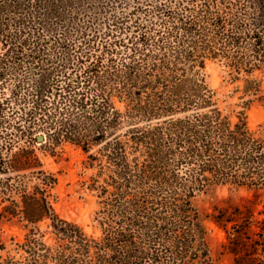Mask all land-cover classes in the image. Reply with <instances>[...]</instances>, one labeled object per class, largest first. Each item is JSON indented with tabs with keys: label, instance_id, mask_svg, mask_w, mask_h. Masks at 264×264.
I'll use <instances>...</instances> for the list:
<instances>
[{
	"label": "trees",
	"instance_id": "16d2710c",
	"mask_svg": "<svg viewBox=\"0 0 264 264\" xmlns=\"http://www.w3.org/2000/svg\"><path fill=\"white\" fill-rule=\"evenodd\" d=\"M209 59L260 92L264 0H0V221L27 229L0 264H215L194 198L264 190V123L222 113L200 75ZM64 142L96 148L98 236L50 199L57 178L33 146ZM210 217L233 264H264L263 210Z\"/></svg>",
	"mask_w": 264,
	"mask_h": 264
},
{
	"label": "rangeland",
	"instance_id": "374dc122",
	"mask_svg": "<svg viewBox=\"0 0 264 264\" xmlns=\"http://www.w3.org/2000/svg\"><path fill=\"white\" fill-rule=\"evenodd\" d=\"M200 75L208 87L215 91L217 105L224 115L235 121L243 112L251 128L264 123L263 73L255 71L252 76H249L260 80V92L256 95L244 91V79L247 75L242 73L238 79H231L229 69L222 61L206 60L204 67L200 70ZM8 94L9 90L6 86L0 88V100ZM247 101H249L248 104H246ZM116 105L123 109L122 104L116 103ZM8 140L7 138L5 141ZM41 142L42 144L45 143V137ZM0 144H4L3 139H1ZM11 145L13 150H16L19 145H28V143L24 139H14L11 141ZM33 147L43 164V168L53 173L57 178V183L50 190V199L58 216L78 224L88 234L100 235L99 217L96 214L101 208L100 198L97 191L90 188L92 178L96 177L99 167L97 166L98 161H93V165H91L90 162L92 161L88 158V155L94 152L96 148L90 152H85L81 146L70 142H64L55 147L42 148L40 143H36ZM245 203H250L256 212L264 211V190L224 184L210 187L194 198V205L203 218L210 256L215 264H233L234 256L224 248L226 243L225 231L211 219L210 214L214 212L216 206ZM24 225L25 222L18 220V218L0 221V256L5 255L7 250L14 247L12 237L15 241L23 239L27 232ZM35 226H38L41 231L48 230L46 221ZM44 238L49 239L50 234L46 233ZM1 244H4L6 248L1 249Z\"/></svg>",
	"mask_w": 264,
	"mask_h": 264
},
{
	"label": "water",
	"instance_id": "95a60500",
	"mask_svg": "<svg viewBox=\"0 0 264 264\" xmlns=\"http://www.w3.org/2000/svg\"><path fill=\"white\" fill-rule=\"evenodd\" d=\"M37 140L40 141V142L43 141V140H44V136L41 135V134L38 135V136H37Z\"/></svg>",
	"mask_w": 264,
	"mask_h": 264
}]
</instances>
